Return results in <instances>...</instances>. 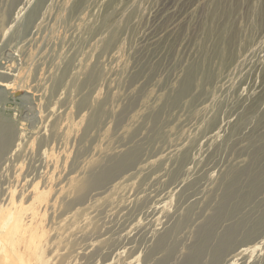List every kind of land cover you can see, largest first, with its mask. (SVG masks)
I'll list each match as a JSON object with an SVG mask.
<instances>
[{
    "label": "rangeland",
    "instance_id": "374dc122",
    "mask_svg": "<svg viewBox=\"0 0 264 264\" xmlns=\"http://www.w3.org/2000/svg\"><path fill=\"white\" fill-rule=\"evenodd\" d=\"M4 8L0 82L15 85L0 86V114L33 132L66 129V113L79 127L66 129L71 158L52 176L48 198L60 182L61 193L51 217L34 209L48 229L26 222L35 253L12 246L0 264H157L166 254L182 264L207 233L232 225L235 239L214 250L213 237L202 264H264V0H0ZM64 144L44 149L57 157ZM28 150L0 177V199L6 186L26 188V174L43 186L38 141ZM82 169L98 186L78 182L75 217L63 221L59 200Z\"/></svg>",
    "mask_w": 264,
    "mask_h": 264
},
{
    "label": "bare ground",
    "instance_id": "6f19581e",
    "mask_svg": "<svg viewBox=\"0 0 264 264\" xmlns=\"http://www.w3.org/2000/svg\"><path fill=\"white\" fill-rule=\"evenodd\" d=\"M6 3V2H5ZM7 5H9V3H7ZM47 5V4H46ZM51 5V4H49ZM48 5V6H49ZM2 6V5H1ZM47 6V7H48ZM3 8V6H2ZM7 8V6H6ZM47 9V8H46ZM50 10V9H49ZM47 10V12L49 11ZM47 14V13H46ZM11 15L8 14V10L4 9H0V22H1V30H7L9 28V26L11 25L12 21L9 19H11ZM40 15H36L33 18L30 19V23L35 27H40L42 25L43 22V17L42 20L40 21ZM15 20V19H14ZM16 21V20H15ZM39 29V28H38ZM34 30V29H33ZM75 30V29H74ZM77 34V33H76ZM156 35V34H155ZM2 37V36H1ZM158 41V40H157ZM7 59V58H6ZM9 59V58H8ZM17 59V58H16ZM60 61V60H59ZM8 67V66H6ZM6 67H2V69H5ZM8 70V69H6ZM11 72V71H10ZM51 73V72H50ZM0 74H6L5 70L1 71ZM8 74V73H7ZM38 75V74H37ZM14 76V74L12 75ZM11 76V77H12ZM17 78V75L14 76V80ZM19 78V77H18ZM46 78V77H45ZM51 78V77H50ZM21 79V78H20ZM17 80V79H16ZM3 82V81H2ZM13 82V81H12ZM12 82H0V86L4 87L6 90H12L13 88V84ZM15 85V84H14ZM18 85V84H17ZM20 86V85H19ZM84 86V85H83ZM22 87V86H21ZM20 87V88H21ZM43 87V86H42ZM26 89V88H25ZM29 89V88H28ZM22 90V89H21ZM35 90V89H34ZM36 91V90H35ZM28 92V91H27ZM31 93V92H30ZM46 95V94H45ZM49 98V97H48ZM44 102V101H43ZM55 103V102H54ZM81 103V102H80ZM36 105V104H35ZM44 106V105H41ZM64 108V107H63ZM40 110V108H38ZM44 111V110H43ZM61 112V111H60ZM41 114V113H40ZM49 115V120L56 118L58 116V112L54 109L51 108V112L48 114ZM83 115V114H82ZM45 117L42 116V120ZM48 118H46L47 123L49 122V120H47ZM7 119L3 118V116L0 114V177L3 181L4 178L8 177L6 176L8 174V170L10 169L11 166H13L12 164L15 163V157L20 156L24 151L33 148V144L35 143V140L38 141V155L40 157L41 163H42V169L41 172L39 174V178L43 183L42 187L38 186V183H29L30 180L33 179L29 178V175L26 174L23 178L22 181H20V183L22 182L21 186H24L26 188H23L20 190V192L16 189V187L13 188H9V186L4 187V193L1 196L0 201L2 202V204L0 205V252L4 251L5 249H13L14 247L17 245L18 246V250L20 248V250L22 248H28V250H30V253L33 252L35 253L36 247L35 244H31L30 239V233L35 231V226H34V231L28 229V223L29 224H33L36 225L38 228L42 229H48V226L45 224V221L43 219V217L37 216V212L39 211V207L41 208L44 217L48 218V213L49 212V208H52V206H54V204L56 203L57 197H58V193L60 192V184L61 182L56 185V192L53 196V198L49 199L48 196L50 195L51 190H53V179L52 176L54 174H61L65 171L66 169V165L67 163L70 161V154H69V149H68V142L67 139H69L67 137V128L71 127L75 130H78L77 128L79 127L78 123L73 122V119L69 116V114L66 113V124L67 127L66 129H63L61 122L59 121L58 123L55 122L54 124L51 125L50 129L48 130V126L47 125H41L40 127H38L34 132L20 128L18 127L17 124L16 126H14V124H11L10 122L6 121ZM41 120V121H42ZM83 126V125H82ZM83 128V127H82ZM81 128V129H82ZM50 132V136H47V134ZM72 132V131H71ZM73 134V133H72ZM49 135V134H48ZM31 136H33L34 138L31 139ZM71 136V135H70ZM73 137V136H72ZM71 137V138H72ZM78 138V137H77ZM61 141L62 143L65 142L64 146H63V150L60 151L61 154H59L57 157L55 156V153H53V151L44 149L47 146H49V144H51L52 141L56 142V141ZM78 142V141H77ZM67 144V145H66ZM61 148V147H60ZM29 151V150H28ZM31 153V152H30ZM58 153V152H57ZM56 153V154H57ZM27 155V154H26ZM74 157V156H73ZM25 158V157H24ZM37 159V158H36ZM25 160V159H24ZM27 160V159H26ZM36 161H39V159H37ZM18 162V160H17ZM72 163V162H71ZM17 163H15L16 165ZM87 164V163H85ZM20 165V164H19ZM38 165V164H37ZM73 165V164H72ZM17 166V165H16ZM21 166V165H20ZM89 166V165H88ZM96 166V165H95ZM15 167V166H13ZM23 167V166H21ZM85 167V166H84ZM17 168V167H16ZM80 168V167H79ZM86 168V167H85ZM24 169V168H23ZM44 169V171H42ZM17 170V169H16ZM19 170V169H18ZM84 170V169H82ZM97 170V169H96ZM92 170H89V172ZM106 171V170H105ZM13 173V171H11ZM22 172V171H20ZM81 172V173H80ZM79 175L76 179L71 181L70 184V190L66 191L68 192V196L66 194L65 197H59L61 201V205L60 206H64V209L62 210L63 212H61V216L59 219H62L63 221L66 218H73L75 217V213L73 212V210L75 209L74 207V201L75 198H71V194L72 192L75 191V186L78 182H80L81 184V188H83L82 190H88V189H94L95 187L98 186L91 184L88 182V176H86L88 174L87 170L84 171H80ZM7 173V174H6ZM10 173V171H9ZM102 173V172H101ZM14 174V173H13ZM82 174V176L80 175ZM10 175V174H9ZM23 175V174H22ZM21 176V175H20ZM19 176V178H20ZM104 176V174H103ZM4 177V178H3ZM10 177V176H9ZM68 177V176H67ZM18 178V177H17ZM54 178V177H53ZM65 178V177H64ZM63 178V179H64ZM85 178V179H83ZM105 178V177H104ZM36 179V178H34ZM52 179V180H51ZM129 179V178H128ZM7 180V179H5ZM10 180V179H9ZM20 180V179H19ZM39 180V179H38ZM103 180V179H102ZM1 181V180H0ZM12 181V180H11ZM15 181V180H13ZM64 181V180H63ZM85 181V182H83ZM99 181V180H98ZM129 181V180H128ZM4 182V181H3ZM10 182V181H8ZM39 182V181H38ZM92 182V181H91ZM102 182V181H101ZM122 182V181H121ZM2 183V182H1ZM7 183V182H6ZM65 183V182H64ZM85 183V184H84ZM254 183V182H253ZM19 184V182H18ZM26 184V185H25ZM11 185V184H10ZM1 186V185H0ZM14 186V185H13ZM41 186V185H40ZM121 186V185H120ZM128 186V185H127ZM3 187V186H2ZM18 187V186H17ZM20 187V186H19ZM64 187V186H63ZM1 189V188H0ZM98 189V188H96ZM229 189V187H228ZM16 190V191H15ZM79 190V189H78ZM226 190V189H225ZM19 192V199H15V194L16 192ZM64 192V191H63ZM86 192V191H85ZM61 193V192H60ZM227 193V192H226ZM229 193V192H228ZM224 195V194H223ZM52 196V195H51ZM86 196V195H85ZM226 195H224L225 197ZM26 198V200H25ZM223 198V197H222ZM243 198V197H242ZM46 199V200H45ZM95 199V198H94ZM109 199V198H108ZM253 199V198H252ZM44 200L46 201L44 203ZM96 200V199H95ZM100 200L97 199V202H99ZM252 201V200H251ZM85 203V202H84ZM30 204V205H29ZM80 204V203H79ZM22 205H25V207H22ZM28 206H36L35 208H31L29 209ZM78 206V205H77ZM22 207V208H21ZM59 207V206H58ZM206 207V206H205ZM21 208V210H23V215L21 216H17L19 213V209ZM54 208V207H53ZM74 208V209H73ZM77 208V207H76ZM223 208V207H222ZM237 208V207H236ZM35 210H38L37 212ZM58 209V208H57ZM55 208V210H57ZM199 210V209H198ZM225 210V209H224ZM244 210V209H243ZM30 211V212H29ZM52 211V210H51ZM57 213V212H56ZM243 213V212H242ZM53 215V214H52ZM56 216V214H55ZM50 217H51V213H50ZM28 222V223H26ZM74 223V222H73ZM72 225V224H71ZM181 222H177L175 223V225L173 226V232L176 233L178 232L177 230L180 228ZM75 227V226H74ZM73 226L71 228H74ZM84 230V229H82ZM86 230V229H85ZM211 230V229H209ZM37 231V230H36ZM80 231V230H79ZM185 231V230H184ZM183 231V232H184ZM212 231V230H211ZM42 232V231H41ZM48 232V231H47ZM220 232V231H219ZM32 233V234H33ZM239 233V227L238 225L235 226H229L228 228L224 229L223 231H221L220 234H210L207 233V236L203 237V242L196 248H194L189 256H187V258L185 259V261L182 264H202V257L204 252L206 251V249L208 248V246L211 243V240L213 237L215 239H217V244L214 247V250H218L221 249L223 247H227L229 245L230 242H232V239H235L236 235ZM36 234V233H35ZM34 234V235H35ZM47 234V233H46ZM186 234V233H184ZM183 236V235H182ZM238 238V237H237ZM21 239V240H20ZM180 240V239H179ZM182 241V240H181ZM38 242V241H36ZM85 242V241H84ZM179 244V243H178ZM95 245V244H94ZM37 246V245H36ZM85 246V245H83ZM210 247V246H209ZM225 247V248H226ZM23 249V250H24ZM5 250V251H6ZM26 250V249H25ZM38 250V249H37ZM4 251V252H5ZM10 251V250H9ZM15 251V250H14ZM22 251V250H21ZM40 251V250H39ZM38 251V252H39ZM213 251V250H212ZM17 253V250L15 251ZM37 253V252H36ZM32 254V253H31ZM206 254V253H205ZM18 255V254H17ZM34 256V255H33ZM15 259V258H14ZM171 255H167L165 256V258L157 263V264H173L171 261ZM208 261V260H207ZM210 262V261H209ZM19 264V263H18ZM150 264V263H149ZM205 264V263H203Z\"/></svg>",
    "mask_w": 264,
    "mask_h": 264
}]
</instances>
